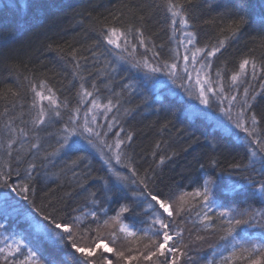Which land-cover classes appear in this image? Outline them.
Listing matches in <instances>:
<instances>
[{
  "label": "trees",
  "instance_id": "trees-1",
  "mask_svg": "<svg viewBox=\"0 0 264 264\" xmlns=\"http://www.w3.org/2000/svg\"><path fill=\"white\" fill-rule=\"evenodd\" d=\"M169 2L182 5L175 26ZM185 17L187 25L180 23ZM241 17L246 20L242 25ZM105 26L127 32L128 40L137 43L133 56L107 42ZM183 28L195 35L197 48L205 50L213 86L218 88L222 80L224 107L232 95L237 96L231 110L235 119L247 100L261 121L256 134L264 136V0H0V169L5 173L11 169L9 184H28L33 190L29 201L34 200L58 223H67L78 246L95 248L103 242L126 256L146 253L144 246H151L153 212L145 214L147 204L133 195L142 188L138 181L147 175L149 189L172 205L170 228L182 230L179 246L184 255L179 264H249L258 253L249 257L244 249L264 243V229L241 226L234 238L225 239L228 218L219 212L240 213L236 219L247 218L254 210L264 213V193L254 186L264 183V154L252 156L247 134L219 113L215 103L210 114L204 115L195 98L173 87L157 89L158 73L136 66L142 65L144 57L155 66L172 62ZM136 29L143 31L147 51L139 45ZM213 49L219 51L208 57L206 53ZM244 59L250 64L241 71ZM251 63L256 65L255 72ZM237 73L233 82L231 77ZM81 84L93 92L84 103L78 95ZM33 87L46 96L51 88L58 104H67L59 109L60 116L52 112L57 106L45 100L44 124L33 123L41 106ZM92 98L100 105L112 100V111L105 112L103 107L89 111ZM77 107L81 113L75 123L84 124L85 111L89 121L95 116L89 126L100 125L97 131L105 142L94 138L90 144L75 136L61 148L69 110ZM117 138L124 140L120 162L105 147ZM10 141H14L11 148ZM212 159L220 167L213 168ZM32 163L37 167L29 176ZM231 163L245 167L233 172L228 168ZM117 172L127 179H118ZM208 175L217 176L210 212L196 195ZM29 201L0 187V223L7 232L4 237L0 229V248L5 244L0 264H85L86 258L70 248L63 231L53 237L33 232ZM132 201L137 203L134 212L120 213V207ZM93 211L96 217L90 215ZM206 212L210 221L204 220ZM122 225L135 235L122 231ZM7 235L21 238L19 252L16 237L11 241ZM234 248L235 258L224 260ZM102 250H97L96 264H102ZM105 255L118 264L113 254ZM131 264L152 262L141 258Z\"/></svg>",
  "mask_w": 264,
  "mask_h": 264
},
{
  "label": "snow or ice",
  "instance_id": "snow-or-ice-1",
  "mask_svg": "<svg viewBox=\"0 0 264 264\" xmlns=\"http://www.w3.org/2000/svg\"><path fill=\"white\" fill-rule=\"evenodd\" d=\"M168 10L171 12L172 20L171 23L173 26L177 24V18L181 17L182 5H178L176 3L169 2ZM180 23L187 25V18L180 19ZM240 25L246 23L244 17H241L239 22ZM238 30V29H237ZM136 32L139 36V45L144 46L145 50L147 51V45L145 43L144 33L140 29H136ZM105 34L107 42L111 45H114L117 49H121L122 52L128 53L129 56H133L135 50L137 48V43H132L128 40V34L125 30L117 28L115 26L107 27L105 26ZM121 39H123V44L121 43ZM183 46V51L181 52L180 46L177 47L175 52V58L172 62L164 61L160 66H155L153 63H150L147 57L142 59V65L137 64V67H144L148 69L151 73H160L163 69H167L166 75L169 78L175 80V76L178 70V65L182 62L184 65V73L185 78L188 81H192L195 79V83L199 86L198 93L196 95V99L199 101L204 108L199 109L201 113L204 115H209L213 103L216 104L219 113H221L224 117H227V120L231 122L235 128L241 129L244 133L247 134V143L249 146V150L252 156H255L257 153L264 154V136L256 134V126L261 122L258 120L257 115L254 111H250L252 105L245 100L244 106L240 107L239 111L236 114L235 119L232 116V104L231 101H236L237 96L232 95L230 97V102L228 106L224 107L221 106L224 103V85L222 80L218 82V88L212 86L211 80L205 75L201 78L200 72L205 68H211L210 64H201L199 70L195 67V61L197 60V53H203L205 50L196 48L195 47V35L193 33H184V40L180 42ZM191 46V47H189ZM195 48V51L192 49ZM219 49H213L208 51L206 55L208 57L214 56ZM159 53L154 52L153 56L159 58ZM123 58V57H122ZM192 65L193 71L190 73L188 68L189 65ZM250 64L249 59H244L239 68L243 71L248 65ZM251 67L253 72H255V63H251ZM194 74V75H193ZM219 72H217V76L219 77ZM238 73L233 74L231 79L235 82L238 79ZM183 86V85H181ZM93 87H95L93 85ZM81 92L78 95L81 97V103L87 101L88 98L93 97V92L88 91L84 88V85H80ZM33 92L35 98L41 102V106L37 112V117L33 121L34 124H44L45 117L48 115L45 108L43 107V101L47 100L49 106L56 105L57 107L52 109V112L55 116H60V108H66L67 104H58L57 98L55 93L51 88L48 89V92L51 93L50 95H45L44 91H37L35 87H33ZM188 95L191 96L192 93L188 92ZM245 96H247V89H245ZM254 99V97H252ZM91 109H96L99 107H103L105 112L112 111L114 107L112 100H108L107 104L100 105L96 98H92L90 101ZM33 105H36V100H33ZM70 114L68 116L67 123L64 124V138L63 144H61V148L67 147L70 145L72 138L75 136H81L90 144L93 143L94 138H102V133L97 131V128L100 125L89 126L92 121H95V116L92 117V121L87 119V111L84 112V124L79 125L75 123V121L80 117L81 109L79 107L69 110ZM115 119V118H114ZM219 119V118H217ZM222 122V121H221ZM108 129L111 130L113 127L112 124H109ZM23 131V129H21ZM120 131L122 132L123 129L121 128ZM104 136L107 133L103 134ZM119 137V133L116 134ZM128 140H131V136L127 137ZM14 141L9 142V148H11V144ZM124 144V140L122 139H115L112 144H105L110 151H114V157L117 162L121 161L122 152L120 151L121 145ZM33 147H37V145H33ZM11 153L9 152V155ZM160 163H163V158H161ZM210 165L213 168L220 167L217 160L212 159L210 160ZM37 165L35 163L29 164V176L31 175V170L35 169ZM129 167H131L129 165ZM203 168L204 166L201 165ZM245 167L240 163H231L228 165V168L233 172H236L240 169ZM224 171V169H221ZM132 172L135 173V168H132ZM116 176L120 180H126L127 177L122 176L121 173L117 172ZM11 177V169L9 168L8 172L5 173L2 169H0V187L10 188L11 192L16 193L17 196L22 197L23 200L29 201V194L32 193V189L29 187L28 184H23L22 186H14L9 184V179ZM148 180L147 175L144 179H140L138 183L142 186L141 190L137 193H133L134 196L141 198L144 203L147 204V209L153 212L154 219H152V226H153V234L149 237L150 245H145V251H138L135 255H125L123 251H118L112 247H109L106 243H98L96 244L95 248H84L78 246V244L73 239L72 229L67 223H58L57 219L52 214H45L44 211L40 207L35 206V201H29L30 205L32 206L33 218L37 221L36 227L39 232L48 233L49 231H56V234L59 235L60 231L63 230L64 233L67 234V240L71 241L70 248L74 249L76 253H79L81 256L86 258L85 264H96V256L97 250L103 249L101 252V256L103 258L102 264H113V259L108 258L105 254H113V258L123 264H131L133 260L140 261L141 258L144 261H151L152 264H179L180 258L184 255L183 251L179 246V240L182 235V230H173L170 228V223H172L173 217V208L172 205L169 204L165 199L162 198L160 194L155 193L153 190L149 189V184L146 182ZM217 176L215 175H208L206 179L203 180L202 183V192L197 190L196 195L201 196L203 200V207L206 208L209 212L212 211L213 206L215 205V201L212 199L213 196V188L216 185ZM258 187V190L261 193H264V183H259L258 185H254ZM137 207L136 201H132L131 203H125L120 207V213L129 214L134 212L135 208ZM90 215L92 217H96L97 213L95 211L91 212ZM240 215V213H234L233 211H229L227 209L220 211L219 216L227 217V228L225 229L226 235L223 238H227L229 236H233L236 229L241 226L246 227H255L259 226L260 228L264 229V213L253 211L251 213H247V218L236 219L235 216ZM42 217L43 219L40 220L39 218ZM119 219V216H117ZM212 217L207 215V212L204 214V220L210 221ZM47 222V223H45ZM94 222V221H93ZM107 223V221H105ZM5 225L0 223V229L4 228ZM121 230L126 232L128 235H135L132 233L130 229L126 225H122ZM145 236H148L147 231L144 233ZM234 238V236H233ZM261 239H264V233L261 234ZM23 241L17 242L16 251H20V244ZM32 256H36V252L32 251L31 248L27 249ZM4 249L0 248V252H3ZM245 252L248 253V256L251 257L253 253H258L255 259H250L249 264H262V260H264V243H256L251 246V248H245ZM11 254V251L10 253ZM236 256L235 248L234 250L229 253L227 257H223L224 260H231L234 259ZM156 258V259H154ZM211 264V261L209 262Z\"/></svg>",
  "mask_w": 264,
  "mask_h": 264
},
{
  "label": "rangeland",
  "instance_id": "rangeland-1",
  "mask_svg": "<svg viewBox=\"0 0 264 264\" xmlns=\"http://www.w3.org/2000/svg\"><path fill=\"white\" fill-rule=\"evenodd\" d=\"M184 33H189V32L183 28V31L179 32L178 33V37H177V38H179V42L177 43V47L180 46L181 52L183 51V46L180 44V42L184 40ZM189 47H191V46H189ZM195 47L197 48L196 42H195ZM176 50H177V48H176ZM192 50L195 51V48H193ZM194 63H195L196 69L199 70L202 63L203 64H209V61L206 60L205 53L203 52V53H197V60ZM183 69H184V65L181 62L178 65V70H177L174 82H173V79L169 78L167 75H166V77H163L162 75L157 74V78L160 79V83L158 85L159 86H168L170 88L173 87L174 89H176V91L178 90L179 92H182L183 95H185L187 97H190L191 99H194L196 97L197 93H198L199 86L195 83V79H193L192 81H188L185 78V73H184ZM188 70H189L190 73L193 71V68H192L191 64L189 65ZM209 73H210L209 69L205 68L204 70H202L200 72L201 78H203L205 75H207L208 78H209ZM181 85H183V86H181ZM212 86H213V84H212ZM188 92H191L192 95L189 96ZM233 102L234 101H231L232 105H233ZM221 106H225L224 103ZM111 228H112V226H111ZM36 229H37V227H36ZM5 233H7V232H5V228H3V230H1V234H4V237H5ZM48 233L51 236H55L56 235V231H49ZM37 235L39 236V234H37ZM13 237H14L13 235H7V239L8 240L12 241ZM16 238H18V239H16ZM16 238L14 239V242L16 244L14 242H12L15 245H17V242L22 241L20 237H16ZM11 241H9V243ZM2 247H4L3 249H5V244ZM262 264H264V260H262Z\"/></svg>",
  "mask_w": 264,
  "mask_h": 264
},
{
  "label": "bare ground",
  "instance_id": "bare-ground-1",
  "mask_svg": "<svg viewBox=\"0 0 264 264\" xmlns=\"http://www.w3.org/2000/svg\"><path fill=\"white\" fill-rule=\"evenodd\" d=\"M11 1V0H10ZM184 25V24H183ZM179 42V38L177 39V43ZM158 74H160V75H162L163 77H166V72H164V71H162V72H160V73H158ZM155 87L157 88V89H159L160 88V86L158 85V84H156L155 85ZM197 103L198 104H196L197 105V107H198V110L199 109H201V108H204V106L203 105H201L200 103H199V101H197ZM225 104V103H224ZM194 110V109H193ZM210 111V110H209ZM106 140H105V138L103 137L102 139H101V142H105ZM96 148H98L99 150H101L102 148H101V146L100 145H98V144H96ZM143 200L140 198V202H142ZM144 204V206L146 205V203H143ZM145 211V214H148L149 212H150V210H148L147 208L144 210ZM29 213L30 214H33V212H30L29 211ZM28 215L29 217H30V219L32 220V222H33V224H32V227H33V232L35 231V232H37V234L39 233V231L36 229V223H37V221L33 218V215ZM20 228V226H17V229H19ZM61 231H63V230H61ZM15 236V235H14ZM15 237H17V236H15ZM53 237V236H52ZM34 241L36 240V239H33ZM36 242H38L37 240H36Z\"/></svg>",
  "mask_w": 264,
  "mask_h": 264
}]
</instances>
